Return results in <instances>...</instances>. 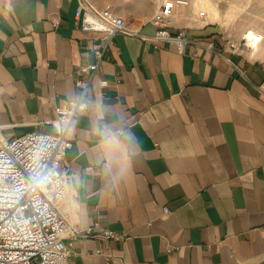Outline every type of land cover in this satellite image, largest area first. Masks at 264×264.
<instances>
[{
	"label": "crops",
	"instance_id": "0c3cea01",
	"mask_svg": "<svg viewBox=\"0 0 264 264\" xmlns=\"http://www.w3.org/2000/svg\"><path fill=\"white\" fill-rule=\"evenodd\" d=\"M161 1H105L128 32L67 127L68 264H264V38L246 47L180 8L179 52L152 39ZM78 3L0 0V137L55 132L54 107L79 97L76 68L100 34L79 27ZM94 224L121 238L85 236Z\"/></svg>",
	"mask_w": 264,
	"mask_h": 264
},
{
	"label": "built area",
	"instance_id": "2783aa9c",
	"mask_svg": "<svg viewBox=\"0 0 264 264\" xmlns=\"http://www.w3.org/2000/svg\"><path fill=\"white\" fill-rule=\"evenodd\" d=\"M188 4L189 0H162L149 19L155 27L152 39L173 44L181 52L186 42L184 33H173L170 28L177 10ZM74 17L82 30L100 34L86 46L94 61L76 68L74 85L79 97L54 107L55 132L32 131L9 139L0 137V264H68L78 236L58 209L68 191V175L60 168L65 150L71 145L67 127L85 109L84 96L91 77L114 36L128 32V25L109 2L97 6L79 0ZM198 17L203 19L204 13L199 12ZM52 24L57 27L59 22L54 20ZM242 44L253 46L245 38ZM261 66L264 71V62ZM107 83L105 79L99 81L101 87ZM162 211L168 213L167 208ZM96 228L97 224L88 227L84 235L90 236ZM98 229L102 238H121L112 231Z\"/></svg>",
	"mask_w": 264,
	"mask_h": 264
},
{
	"label": "rangeland",
	"instance_id": "374dc122",
	"mask_svg": "<svg viewBox=\"0 0 264 264\" xmlns=\"http://www.w3.org/2000/svg\"><path fill=\"white\" fill-rule=\"evenodd\" d=\"M91 1L102 4L106 0ZM182 10H189L193 19L203 12L200 22L215 24L228 37L244 38V30L250 28L264 38V0H189Z\"/></svg>",
	"mask_w": 264,
	"mask_h": 264
},
{
	"label": "bare ground",
	"instance_id": "6f19581e",
	"mask_svg": "<svg viewBox=\"0 0 264 264\" xmlns=\"http://www.w3.org/2000/svg\"><path fill=\"white\" fill-rule=\"evenodd\" d=\"M243 33H244V38L246 40H249L253 44V46L256 43V41L259 39L258 34L250 28L245 29Z\"/></svg>",
	"mask_w": 264,
	"mask_h": 264
}]
</instances>
